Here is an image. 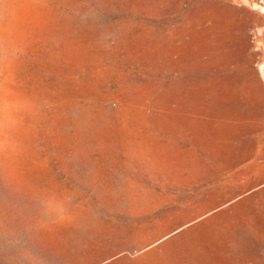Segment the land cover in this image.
<instances>
[{
	"label": "rangeland",
	"instance_id": "1",
	"mask_svg": "<svg viewBox=\"0 0 264 264\" xmlns=\"http://www.w3.org/2000/svg\"><path fill=\"white\" fill-rule=\"evenodd\" d=\"M262 9L0 0V264H264Z\"/></svg>",
	"mask_w": 264,
	"mask_h": 264
},
{
	"label": "crops",
	"instance_id": "2",
	"mask_svg": "<svg viewBox=\"0 0 264 264\" xmlns=\"http://www.w3.org/2000/svg\"><path fill=\"white\" fill-rule=\"evenodd\" d=\"M248 255V258H249V254H247Z\"/></svg>",
	"mask_w": 264,
	"mask_h": 264
},
{
	"label": "snow or ice",
	"instance_id": "3",
	"mask_svg": "<svg viewBox=\"0 0 264 264\" xmlns=\"http://www.w3.org/2000/svg\"><path fill=\"white\" fill-rule=\"evenodd\" d=\"M262 11H264V9H262Z\"/></svg>",
	"mask_w": 264,
	"mask_h": 264
}]
</instances>
